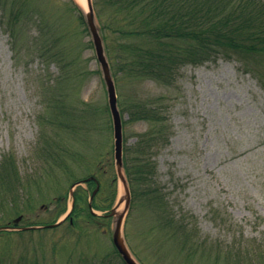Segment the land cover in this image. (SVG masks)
<instances>
[{"label":"rangeland","instance_id":"374dc122","mask_svg":"<svg viewBox=\"0 0 264 264\" xmlns=\"http://www.w3.org/2000/svg\"><path fill=\"white\" fill-rule=\"evenodd\" d=\"M74 4L86 9L75 0H2L0 3V160L5 154L14 155L22 181H41L40 191L30 184L23 192L24 198L34 194L35 200H30L32 210L24 208V203L17 210L31 222L47 219L42 225L54 223L50 222L53 205L46 206L43 202L45 196L56 195L47 188L52 184L44 178L47 173L38 154V120L45 113L44 96L48 89L56 94L66 93V103L74 116L69 123L79 129L75 136L63 132V141L75 150L90 153L87 135L90 131L95 133L94 126L89 124L90 116H94L90 106L96 107V123L105 125L102 133L93 135L92 143L98 139L107 153L105 157L114 160L113 122L110 109L107 110L106 84L91 35L83 30L78 13L71 9ZM12 7L24 11L20 13L23 25L17 37L12 36L9 28L13 23ZM97 10L106 24L107 47L114 53L125 41L113 30L111 10L104 9L98 1ZM14 40L19 43L16 49ZM44 45L56 53L54 58L40 54ZM121 74L117 80L118 103L126 105L134 94L156 99L171 125L168 143L154 152L155 179L176 218L188 220L191 223L188 230L193 229V224L197 226L200 241L206 240L202 245L206 250L219 245L223 251L244 250L264 243V88L258 80L246 73L237 60L223 57L201 65L182 66L171 86L151 80H129ZM124 116L128 120V113ZM149 127L147 121L128 122L124 127L126 144H136L137 134L148 131ZM109 161L108 158L107 167ZM83 166L76 167L75 173L85 175ZM103 167L97 172L101 181L115 173L112 168L103 170ZM62 184L57 180L52 188L63 189ZM83 186L86 187L85 183ZM124 195L118 180V195L112 208L119 213L125 211ZM71 203L70 195L67 210ZM6 210L0 211L2 223L8 220ZM125 212L130 242L147 264H185L174 243L167 244L162 253L154 252L150 241L158 242L163 232L157 226V213L149 206L137 200ZM19 221V217L14 219L16 223ZM67 222L42 234L26 233L21 237L14 234L13 246L30 251V246L44 241L50 259L54 241L66 242L70 248L77 244V232L70 230ZM113 227L112 223L110 232H105L109 230L106 227L99 228V235L90 247L92 253L107 252L112 244ZM80 246L86 247L85 241ZM254 264H258L257 260Z\"/></svg>","mask_w":264,"mask_h":264},{"label":"trees","instance_id":"16d2710c","mask_svg":"<svg viewBox=\"0 0 264 264\" xmlns=\"http://www.w3.org/2000/svg\"><path fill=\"white\" fill-rule=\"evenodd\" d=\"M97 1L104 5V9L108 7L111 10V20L115 24L113 30L120 33L121 41H125L120 48L111 53L106 43L107 36L104 34L106 24L102 22L101 12L97 10V21L116 87L121 73L129 80H151L171 86L175 83L182 66L201 65L223 57L237 60L242 69L255 77L264 88V0H95L94 6L97 5ZM71 9L78 13L80 24L84 26L83 30L89 31L83 10L77 4L72 5ZM10 10L13 23L9 28L12 36L17 37L23 25V22H20L22 20L20 13L24 11H15L13 7ZM12 43L16 49L19 43L16 40ZM40 54L48 59L56 55L45 45ZM65 94L61 92L56 94L50 89L45 93V113L40 114L38 120L40 124L38 154L47 173L44 178L52 184L47 188L53 189L56 193L53 198L50 195L44 197L43 205H53L54 215L51 216L50 222H56L57 218L66 212L72 186L78 181L89 179L85 182L86 187L80 185L75 189L72 197L74 207L67 218L68 228L77 232V244L70 248L66 242L54 241L51 244L49 259L44 250L48 245L44 241L30 246V251H20L14 248L12 237L14 234L19 237L25 236L26 233L42 234L54 228L0 231V264H125L113 243L106 253L90 251L94 239L99 235L100 227L109 229L105 232L111 231L113 217L110 215V209L118 195V178L115 161L112 162L110 157H105L107 153H104V147L100 145L98 139L95 144L92 143L93 135L98 131L102 133L105 125L96 123L98 117L96 107L90 106L91 114L94 116H90L92 122L89 124L95 129L94 134L90 131L87 135L90 137L91 145L88 147L90 153L75 150L63 141V132L75 136L79 131L69 123L74 116L71 115L73 109L66 103L68 98ZM127 101L126 105L119 102L123 127L128 122L140 121H147L150 125L148 131L137 134L138 141L132 146L126 144L124 130V171L131 190V205L141 200L144 205L150 207V210L157 213L155 219L157 218V226L162 230L163 236H159L158 242L150 241L154 252L162 253L166 251L167 244L174 243L185 264L193 262L254 264L256 260L258 264H264V243L244 250L223 251L220 245L214 250H206L202 247L206 240L200 241L197 226L193 224V229L188 230L191 223L183 217L176 218L155 179L157 165L154 152L168 143L171 125L156 99L140 98L134 94ZM125 113L129 115L128 120H125ZM108 158L110 161L107 167ZM102 165L103 170L110 167L112 173L114 170L115 173L109 179L101 181L97 172L101 171ZM78 166L80 168L83 166L87 173L76 174ZM55 180H58L59 184L64 182L65 190L61 189L63 184L59 189L52 188ZM33 182L22 181L14 155L5 154L2 157L0 211L10 209L5 211L8 216L7 222L0 221V226L22 227L47 223L48 220L42 218L31 222L17 210L21 203L25 204L24 208L32 210L30 200H35L34 194L24 198L23 192L30 184L36 185V191L42 189L41 181L34 179ZM92 208L102 214L93 213ZM17 217L21 218V221L16 223L14 219ZM23 221H27L25 225H21ZM127 225L126 220L125 236L132 252L142 264H147L131 244ZM146 234L148 236V233ZM144 240L148 241L146 236ZM83 241L86 247H79Z\"/></svg>","mask_w":264,"mask_h":264},{"label":"water","instance_id":"95a60500","mask_svg":"<svg viewBox=\"0 0 264 264\" xmlns=\"http://www.w3.org/2000/svg\"><path fill=\"white\" fill-rule=\"evenodd\" d=\"M86 9L83 10L84 17L86 20V24L88 30L90 32L92 42L94 45V49L96 52V57L98 62L101 65L103 78L106 84L107 93H108V104L109 109L112 116L113 121V135H114V159H115V169L118 176L119 181L123 185V189L125 192V211L129 209L131 204V191L129 187V183L124 171V130H123V117L121 110L118 105V95L116 84L114 81V77L112 75L110 63L108 61L105 45L100 33V29L97 23L96 13L94 9L93 0H85ZM89 179H86L87 181ZM84 181H78L75 183L70 190L71 196L74 194L75 187L82 185ZM92 200V199H91ZM74 206V202L72 201L71 207L68 212L60 218L57 222L47 224L44 226H29V227H11V226H0V231L4 230H29V229H40V228H54L60 226L69 216ZM93 213L98 214V212L92 209ZM119 213L115 208H112L110 211V215L114 217V228L112 234V241L115 248L120 253L122 259L125 264H142L140 261L134 256L128 243L126 241L124 235V225L126 220V212Z\"/></svg>","mask_w":264,"mask_h":264},{"label":"bare ground","instance_id":"6f19581e","mask_svg":"<svg viewBox=\"0 0 264 264\" xmlns=\"http://www.w3.org/2000/svg\"><path fill=\"white\" fill-rule=\"evenodd\" d=\"M76 1L85 6V2H84L85 0H76Z\"/></svg>","mask_w":264,"mask_h":264}]
</instances>
